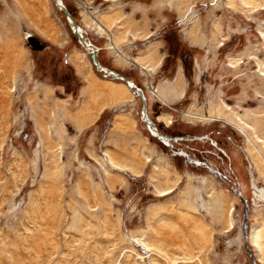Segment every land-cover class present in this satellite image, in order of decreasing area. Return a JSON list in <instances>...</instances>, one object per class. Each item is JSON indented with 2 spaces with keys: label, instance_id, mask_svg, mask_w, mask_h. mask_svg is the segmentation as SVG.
I'll return each mask as SVG.
<instances>
[{
  "label": "rangeland",
  "instance_id": "obj_1",
  "mask_svg": "<svg viewBox=\"0 0 264 264\" xmlns=\"http://www.w3.org/2000/svg\"><path fill=\"white\" fill-rule=\"evenodd\" d=\"M62 1L101 65L148 92L149 116L187 155L147 130L138 96L101 100L109 79L53 0H0V264H250L246 243L264 264V9L244 12L237 0L235 10L227 0ZM73 67L84 80L97 75L95 101L110 104L80 131L56 127L57 111L73 119ZM232 187L247 200L256 247L242 237Z\"/></svg>",
  "mask_w": 264,
  "mask_h": 264
},
{
  "label": "crops",
  "instance_id": "obj_2",
  "mask_svg": "<svg viewBox=\"0 0 264 264\" xmlns=\"http://www.w3.org/2000/svg\"><path fill=\"white\" fill-rule=\"evenodd\" d=\"M88 41H90V40H88ZM90 43H91V45H93L96 48L97 55L99 57L98 46L93 44L91 41H90ZM126 48L133 50V48H131L130 46L127 45L125 48H123L125 50V52H126ZM151 48H153V47H151ZM129 56L137 57V56H133V55H129ZM68 61L70 62V60H68ZM74 61L77 64L76 66L79 69V71L81 69V72H82L83 63L81 62V58L80 57H78L77 59L75 58ZM70 64H72V66L74 65V63H72V62H70ZM73 68H74L73 69V72H74L73 77H74V79L78 85L75 89V93L77 94V96H76L77 97V103H76V105L74 104V106L72 107V118L73 119L65 118V114L62 110L57 111L56 117L58 118L59 122L56 124V127L61 129L62 126L64 127L66 125L72 124L74 126V128H76L78 131H80V130L84 129L85 127H87L88 125H90L96 118L102 117L105 110L109 107L110 104H107V105L106 104H100V103L97 104V102L95 101L96 92L97 93L100 92V91H97V89H98V87L101 86V84H100L101 80L99 79V77L97 75H95L92 72L94 76H91L89 79L84 80V78L87 77V74H85L86 72L84 71V75H81V77L83 79L82 80V79H80L81 78L80 75L76 74L75 67H73ZM88 73H89V71H88ZM126 74L128 75L127 77L129 79H131L134 83H136L135 79L128 72ZM112 81H115V80H110V79L108 80V85H107V90H106L107 95H109V97L111 99L109 97H107V95L102 94L101 100L103 99V102H109V101L113 102V100H120V101L123 100V97H124L123 94H118V93L113 94V91L120 90V88L118 87V85H114ZM102 85H103V83H102ZM42 86H44L43 82H40L39 85H37L38 88H43ZM125 94H126L125 96L130 99L129 93L128 94L125 93ZM147 95H148V98L150 99L149 94H147ZM169 99H171V97ZM40 134H41V132H40ZM105 138H106V135L104 136V141H107Z\"/></svg>",
  "mask_w": 264,
  "mask_h": 264
},
{
  "label": "water",
  "instance_id": "obj_3",
  "mask_svg": "<svg viewBox=\"0 0 264 264\" xmlns=\"http://www.w3.org/2000/svg\"><path fill=\"white\" fill-rule=\"evenodd\" d=\"M53 3L55 5V7L62 13L73 37L78 41V43L85 45V47H87L89 49L90 55L92 57V61H93L94 65L97 69V72L103 77H112V78L121 79V81L124 84H126V86L129 88V90L140 98V101H141V110H140L141 119L145 123L146 127L150 130V132H154L155 136L160 141L167 140L169 142L168 146L172 149V151L174 153H180L183 155H187L183 151L173 150V145H172L171 141L173 142V141H176L177 139L175 137L161 133L160 130L158 129V127L156 126L155 122L150 118V116H148V114L146 113V109H147L146 98L144 96L142 88L139 87L137 84H135L133 81H131L126 75L121 74L118 71L109 72L105 68H103L100 65V63L98 62V60L96 59V57H97L96 48L91 44L85 43L83 36H82V33L79 30V25L77 24L75 18L73 17V15L69 11V9L63 4V2L61 0H53ZM27 41L34 48H42L43 47V44H41L40 41L34 35H28ZM155 126L157 129L154 128ZM206 166L208 167V169L212 173L217 174V172L213 168H211L208 165H206ZM231 191L241 200L242 205H243V218H242V221L240 223V228H241V231L243 230L242 235L244 236V240L247 242V240H246V236H247V227L246 226L247 225L246 224L248 223L249 205L247 203V200L243 197V195L241 194V192L238 188H233V189L231 188ZM245 249L248 253L250 264H256V259L253 255L252 250L250 249V247L248 246L247 243L245 244Z\"/></svg>",
  "mask_w": 264,
  "mask_h": 264
},
{
  "label": "bare ground",
  "instance_id": "obj_4",
  "mask_svg": "<svg viewBox=\"0 0 264 264\" xmlns=\"http://www.w3.org/2000/svg\"><path fill=\"white\" fill-rule=\"evenodd\" d=\"M62 1V0H61ZM232 1H234V0H232ZM238 2H239V6H240V8H241V10L242 11H244V12H247V11H249V10H251V9H255V8H257V7H259V8H261V9H264V3H260V4H253L252 3V1L253 0H237ZM63 2V1H62ZM227 2H230L232 5H230V6H228L230 9L232 8L233 10H235V9H237V6L235 5V4H233L232 2H231V0H227ZM64 4V3H63ZM65 5V4H64ZM66 6V5H65ZM76 20V19H75ZM77 22V21H76ZM93 23H95L96 24V26H97V28H98V30L100 31V30H103V27L99 24V22L95 19V18H93ZM67 24V23H66ZM78 24V23H77ZM68 26V25H67ZM79 30L81 31V33H82V36H83V39H84V41H85V43L86 44H91V43H89L88 42V40L85 38V35H84V31L85 30H83L82 28H81V26H79ZM101 33H102V31H100ZM28 35H30L28 32H25V35H24V37L25 38H27V36ZM147 37V36H146ZM145 37V38H146ZM144 38V37H143ZM143 38H142V40H143ZM144 38V39H145ZM154 43V42H153ZM80 45L87 51V53H88V56H89V59H90V61H91V64H92V66L94 67V69H95V71H97V69H96V67H95V65H94V63H93V61H92V57H91V55H90V51H89V49L87 48V47H85V45H83V44H81L80 43ZM148 46H151V45H148ZM120 53V54H119ZM124 52H123V50L122 49H119L118 51H117V54H118V56H122L121 54H123ZM71 55V54H70ZM99 57H98V55H97V57H96V59L98 60V62L100 63V65H101V62H100V60L98 59ZM134 63L135 61H130V62H128V63ZM136 63V62H135ZM133 65V64H132ZM103 68H105L107 71H109V72H113V70L112 69H109V68H107L106 66H103V65H101ZM231 66H233V65H231ZM142 68H143V66H142ZM149 70L150 71H152V68H149ZM119 72V71H118ZM120 73V72H119ZM122 74V73H121ZM100 76V75H99ZM103 77V76H102ZM103 78H108V79H110V80H114V79H117V80H115V81H112L113 82V84L114 85H118V87L120 88V90H117V91H113V94H123L124 96L126 95L125 93H129V95H130V99L131 100H134V93L133 92H131L130 90H129V88L126 86V84H124L123 82H121V79H119L118 80V78H112V77H103ZM131 80V79H130ZM180 81H181V79H179ZM132 81V80H131ZM121 86H122V89L123 90H121ZM140 87V86H139ZM175 87H173V86H171V87H168V90H172V89H174ZM128 90L130 91V92H128ZM142 91H143V93H144V96H145V98H146V106H147V108H148V102H149V98H148V95H147V91L144 89V88H142ZM154 96H159V93L158 92H155V93H152ZM136 96V95H135ZM146 113L148 114V111H147V109H146ZM148 116H149V114H148ZM151 118V117H150ZM162 119H163V117H161ZM166 120V119H165ZM166 121H169V120H166ZM256 122V121H255ZM258 123V122H257ZM256 124V123H255ZM147 128V127H146ZM155 129H157L156 128V126L154 127ZM147 130L150 132V130L147 128ZM161 132V131H160ZM162 133V132H161ZM164 133V132H163ZM151 134V133H150ZM152 134H153V136H155V134H154V132H152ZM151 134V135H152ZM164 134H166V133H164ZM168 135V134H167ZM156 137V136H155ZM257 137V136H256ZM257 140L260 142V141H262V140H260L259 138H257ZM163 143H165L166 145H169V142L167 141V140H164V141H162ZM171 143H172V141H171ZM249 146V145H248ZM248 149H249V151L248 152H250V154H251V156H252V159H253V161H254V163H255V167L258 169V171H259V165H258V162H260V160H259V158L261 157L260 155H258V154H256V152L255 151H253L252 152V149H251V146H249L248 147ZM263 157V156H262ZM200 163H202V162H200ZM199 164V163H198ZM204 165H207V164H204ZM233 188H235V187H232V189ZM171 189L172 188H169V189H167V190H165L164 192H161L158 196H161V195H164V194H167L168 192H170L171 191ZM241 192V191H240ZM242 194V193H241ZM223 195V197H225V199H227L226 197H228L227 195H225L224 196V194H222ZM243 195V194H242ZM216 199V198H215ZM230 199H232V201L234 200L232 197L230 198ZM228 200V199H227ZM218 202H220L219 201V199L217 200ZM229 201V200H228ZM228 201H226L225 202V209H224V207H223V209H224V212L222 213V216L224 215V217L226 216L227 217V222H225V223H228V225H227V229H226V231H229L232 227H233V219H232V217H230L229 216V213H230V209H229V207H230V205H228L227 203H228ZM231 208V207H230ZM263 219V218H262ZM224 220H225V218H224ZM247 226V236H246V239L248 240V243L250 242V246H252V248L253 247H256L257 246V241H256V239H257V235L255 236V230H254V227H251V231H250V233H249V230H250V223H249V220H248V223L246 224ZM241 232H243V230L241 231ZM242 237L244 238V236L242 235ZM132 241H134L135 243H140L139 241H141L140 239H136V238H133L132 239ZM142 242V241H141ZM141 245H143V246H145V248L146 249H148L149 250V252H148V255H150V250H151V247L148 245V244H145L144 242H142V243H140ZM249 246V245H248ZM144 248V249H145ZM251 249V248H250ZM254 250L252 249V252H253ZM254 255V254H253ZM255 257V256H254ZM256 264H257V262H256Z\"/></svg>",
  "mask_w": 264,
  "mask_h": 264
}]
</instances>
